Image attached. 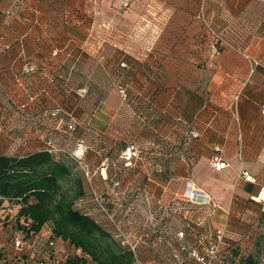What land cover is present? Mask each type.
<instances>
[{"label":"rangeland","instance_id":"obj_1","mask_svg":"<svg viewBox=\"0 0 264 264\" xmlns=\"http://www.w3.org/2000/svg\"><path fill=\"white\" fill-rule=\"evenodd\" d=\"M133 1L139 7L120 11L138 18L135 28L124 25L118 39L104 40L98 34L62 39L58 52L46 58L35 54L38 41L26 37L24 26L22 36H16L13 26L6 28L10 40L2 38L0 26V152L25 154L41 148L54 152L70 168L62 183L73 197V207L96 220L103 247L132 250V264H250L244 258L251 252L256 264H264L260 223L245 244L238 243L224 222L225 212L210 199H192L186 192L170 196L168 191L175 163L188 149L183 148L184 141L180 144L185 136L181 131L179 137L178 106L162 84L169 74L155 63L160 60L158 50L152 59L153 49L165 42L159 37L153 42L152 34L169 21L195 18L202 7L195 9L196 0H181L184 5L173 9L160 2ZM202 11L213 22L211 12L205 7ZM32 27L35 32L36 25L27 31ZM53 43L46 41L45 48ZM50 63L52 68H47ZM187 63L189 80L197 63ZM158 85L162 88L156 89ZM101 103L106 109L99 107ZM100 111L107 120L97 115ZM186 127L189 132V124ZM18 208L15 201L0 205V241L15 245L22 239L28 257L55 255L49 245L53 221L39 234L24 237L16 219ZM220 228L224 241L211 256L198 238L214 237ZM64 240L57 242L58 264H66L64 255L74 246ZM13 245L7 250L0 247V258L13 254ZM195 249L205 255L204 261L193 254ZM86 257L88 264H98L91 255Z\"/></svg>","mask_w":264,"mask_h":264},{"label":"crops","instance_id":"obj_2","mask_svg":"<svg viewBox=\"0 0 264 264\" xmlns=\"http://www.w3.org/2000/svg\"><path fill=\"white\" fill-rule=\"evenodd\" d=\"M166 1L150 0L147 5L160 2L171 9L184 5L181 0ZM139 5L133 0H0L1 35L10 37L8 28L13 26L19 33L16 36H22L20 27L24 26L26 37L38 41L35 54L51 57L58 52L57 42L62 39L83 40L94 34L104 40L109 36L118 39L124 35V25H138V18L123 16L120 10ZM200 6L211 12L214 25L224 32L227 42L214 57H209L210 51L202 46L184 52L197 63L193 82L184 84L168 75L162 83L170 90V101L178 106L175 116L179 119V137L185 136L180 144L188 149V154L175 163L177 170L168 191L170 196L172 192L184 194L187 184L191 188L194 183L202 189V196H209L216 209L225 212L224 222L240 239L235 241L245 244L259 223L264 233V199L260 197L264 191V0H196L195 9ZM31 25L37 26L35 32L33 27L27 31ZM177 25L180 28L167 29L165 23L157 35L152 34L153 42L161 35L186 36L188 40L197 36V23ZM6 28L9 31L5 33ZM46 41L54 43L45 48ZM52 66L50 63L47 68ZM99 107L106 109L103 103ZM97 115L107 120L101 111ZM193 131L198 135L190 137ZM215 146L222 147L229 162L220 170L212 164ZM242 171H248L255 181L239 176ZM8 244L0 241L5 250ZM12 247L13 254L0 258V264H20V253L24 259L29 258L23 252L24 245L20 250Z\"/></svg>","mask_w":264,"mask_h":264},{"label":"trees","instance_id":"obj_3","mask_svg":"<svg viewBox=\"0 0 264 264\" xmlns=\"http://www.w3.org/2000/svg\"><path fill=\"white\" fill-rule=\"evenodd\" d=\"M197 13L195 18L178 22L182 26L197 23V36L194 39L188 40L186 36L179 35L163 38L161 35L159 41L165 44H161L156 50L154 46L152 52V59H155L158 50L160 60H156L155 63L160 67H166L167 74L184 84L189 80L194 81L196 69L193 70V78L188 80L191 75H188L187 68L190 64L187 61L190 59L184 52L195 51L201 46L209 52L210 36ZM169 22L166 25L167 29L171 26L180 28L178 23ZM218 31L220 35L218 47L221 53L227 39L224 32L219 29ZM208 54L210 57V52ZM178 59H181L179 63ZM69 173L68 164L57 159L54 152L47 148L25 154L0 152V205L4 200L19 204L16 219L21 224L24 237L27 238L38 234L47 222L53 221L52 236L70 241L77 249L74 255L66 259V264H88L87 254L98 264H132L134 258L132 250L121 247L115 249L109 244L103 247L97 236L99 225L96 220L73 207V197L68 194L62 183ZM255 258V254L251 252L244 261L256 264Z\"/></svg>","mask_w":264,"mask_h":264},{"label":"built area","instance_id":"obj_4","mask_svg":"<svg viewBox=\"0 0 264 264\" xmlns=\"http://www.w3.org/2000/svg\"><path fill=\"white\" fill-rule=\"evenodd\" d=\"M125 4H127V2H125ZM202 10H203V7L201 8L198 16L202 19L205 25L206 31L210 36V42H209L208 47H209L210 55L213 57L220 53V49L218 47V41L220 40V35H219L218 29L214 25V22L208 19V17H206V14ZM192 133H193V136L198 135L197 131H193ZM211 159H212V164L215 169L220 170L229 165V162L224 158L222 154L221 146H215L214 153ZM239 176H242L245 179L250 180V181H255V178L248 171H242L239 174ZM189 188H190V185H189ZM202 194H203L202 189L196 187L194 183H192V186L189 190L187 188L186 196H189V198L196 199V198H199L200 196L202 199L209 198V196L207 197L205 195L202 196ZM224 236H225V232L223 229L220 228L217 230L214 237L210 236L209 234H206L204 237L200 236L198 238V242H199V245H202V247L203 246L205 247L206 252L209 255L213 256L218 253L219 246L224 241ZM51 238L52 239L49 241V245H50V248L54 250L55 255H51V257H48L47 259H41V258H36V257L34 258L29 257L27 259L26 258L24 259L23 256L20 255L22 256L20 257V259H22L20 260V264H58L59 258L56 255L57 242L58 240H61V241H65V240L62 238L53 237V236H51ZM23 245H24V241L22 239H16L15 246L16 248H18V250H20L23 247ZM75 252H76V249L73 246L71 248V251H67L64 256L67 259L68 257L74 255ZM193 254L197 257L198 260L200 261L205 260V255H203L200 251H197L195 249L193 251Z\"/></svg>","mask_w":264,"mask_h":264},{"label":"bare ground","instance_id":"obj_5","mask_svg":"<svg viewBox=\"0 0 264 264\" xmlns=\"http://www.w3.org/2000/svg\"><path fill=\"white\" fill-rule=\"evenodd\" d=\"M260 197L264 199V191L262 192Z\"/></svg>","mask_w":264,"mask_h":264}]
</instances>
